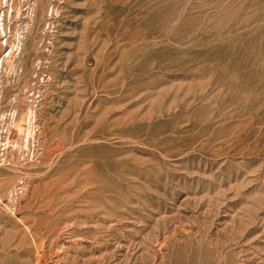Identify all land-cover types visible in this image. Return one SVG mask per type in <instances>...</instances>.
Wrapping results in <instances>:
<instances>
[{"label":"rangeland","instance_id":"1","mask_svg":"<svg viewBox=\"0 0 264 264\" xmlns=\"http://www.w3.org/2000/svg\"><path fill=\"white\" fill-rule=\"evenodd\" d=\"M0 264H264V0H0Z\"/></svg>","mask_w":264,"mask_h":264}]
</instances>
